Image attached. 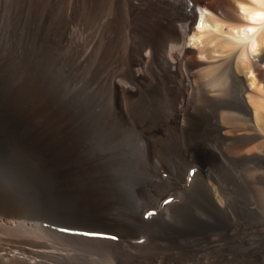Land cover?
<instances>
[{
  "label": "bare ground",
  "instance_id": "bare-ground-1",
  "mask_svg": "<svg viewBox=\"0 0 264 264\" xmlns=\"http://www.w3.org/2000/svg\"><path fill=\"white\" fill-rule=\"evenodd\" d=\"M130 1L132 3L134 15L146 12L151 9L150 7L161 8L167 13V15L165 14L166 18H164L166 22L163 24L158 40L155 43L149 42L147 45H142L137 50L132 67V77L135 82L147 86V88L149 87L150 90L157 87L162 89L163 97L167 101L158 105L159 115H161L160 122L154 129H146L145 126L141 129V126L138 124L140 128L138 126L139 129L137 130L131 126V124L135 122L133 121V123L130 124L129 118L131 116L137 119L139 114L142 115L141 117H143V115L147 116V112L146 110L138 111L136 110V103L134 105L131 104V99L133 96L135 97L137 92V83L133 84L134 81L129 83L130 81L126 82L120 79V81L118 80L115 83L120 94V106L117 112H114V109V111L112 110L114 113L112 111V113L106 112L105 110L107 109L104 108V104L102 106L95 96L83 93V95H76L77 97L76 99L74 98L75 101L73 105H71L69 112H63L62 110V112L55 115L56 126L55 124L54 127L49 124L39 128L36 126L38 129H35L34 126V130L30 132L27 131V134H22L21 129L23 124H15V118L12 116L13 114L10 115L7 108L0 102V264H91L89 261L93 257L92 253H96V251L99 250L95 251L88 249L89 247H79L78 245L76 246L74 242L68 244L69 246L64 243L68 248L61 251L56 246V241L60 239L59 237L58 240L55 239L56 241L50 239V235L48 237L44 235L43 227L37 224L38 220L37 223H34L27 219L31 220L38 217V219L44 218L62 222V220L72 221L78 217L79 219L82 218L87 221L86 225L92 226V228L104 227L120 233H131L132 236V233H136L138 229L127 223L125 221L127 218L124 220L123 217L135 215L138 213L140 207H144L145 205H148L146 209L147 213L151 209L163 208L169 202L172 193L169 195L168 189L166 191L169 185L167 186L166 184L167 187L164 188V185L162 186L155 181L151 162L154 156L161 153L164 154L165 152L177 160L179 167L184 165V169V167L188 165L190 160V158H188L190 154L188 153L191 147L181 143L178 127L185 113L192 112L191 110L195 109V105H197L195 97L197 94V86L200 84L196 86V79L194 76L196 72L201 73V78L205 86V90L202 91H205L204 94L206 97L205 100L203 99V106H199L200 108L198 111L196 112L195 110L196 113L192 112L194 113V123L190 122V124H193V129L190 128L192 129L193 135L192 144L199 150L200 157L204 163L209 165L210 170H212L213 174L215 173V176L216 174L218 175L219 180L228 182L235 176L234 174L232 176L230 167L231 161L234 163L232 159L236 160L237 158L244 159L248 157L264 158V15H260L264 14V0ZM156 15L158 14L156 13ZM249 29H254V31L250 32L248 31ZM108 43L109 41L107 44ZM26 52L27 51H25V53ZM39 52L40 51H38V53ZM46 54L48 53L46 52ZM154 57L157 58L156 61H158L162 67V73L160 75L158 74L159 76L151 75L152 73L150 74L148 68L151 59H154ZM36 59L35 57L34 62H36ZM32 65L34 64L31 63V66ZM44 65L42 70H46L47 73V68L50 64L46 65L47 68H45ZM5 67L6 72H2L4 75L6 73L8 74L9 69H11H8L7 66ZM20 68H23V65ZM18 71L21 73V70ZM11 72L9 75L14 73V71ZM11 81L9 82L11 83ZM12 83L17 85V80L15 79V82L12 81ZM58 84L60 86L62 83ZM10 86L11 85H9V87ZM3 87L5 86L3 85ZM11 87H13V85ZM20 87L22 92V97L20 98H22L21 100L23 102L22 117H24V123V121L26 122L30 119L26 120V112H33L31 103H34V101L32 98H35V96L38 97V94L43 95V92L46 90V85L43 83V79L41 77L39 78L38 74H35L34 77L25 79V81L23 80ZM62 87L63 86H61V89ZM6 91H8L7 88ZM64 92H66V90ZM6 93L10 94V92ZM12 93L13 92H11V95ZM12 96H14V94ZM10 97L9 95L7 98ZM14 97H16V95ZM7 98L5 95V99ZM6 101L7 100H5V102ZM45 103L47 105L50 101ZM67 103L66 101L65 104ZM55 104H58L57 107L59 106V102L56 103L55 101ZM200 104L201 103H199V105ZM46 105L44 104L42 107ZM37 106L40 108V102ZM27 107L29 111H26ZM50 107L53 108V106ZM108 107L111 106H107V108ZM59 108L61 109L62 106ZM9 111L11 110L9 109ZM36 114L37 113L34 115ZM40 114L42 115L43 113ZM242 114L247 115L252 122L250 129L244 128L245 126L242 127L243 123L242 126L240 125L241 122L238 123L237 120ZM216 117H218V124L220 125V131L217 133L211 127V125L216 124H211V122H213L212 119H216ZM37 119H40V117ZM62 120L69 121L68 125L66 124L67 126L65 125L64 127L57 126ZM36 123L37 121H35V124ZM135 123H137V121ZM187 123L185 124L187 125ZM246 129L251 130L252 134L250 135L243 132L246 131ZM249 130H247V132ZM251 131L249 132L251 133ZM189 133H191V131ZM182 134H184V131ZM184 137L185 136H183V138ZM194 146H192V148ZM39 148L46 150V152L53 153L51 159L53 164L68 168V170L59 175L61 179L58 180V182L54 183L55 181L53 180L54 182L51 184L46 178L45 172L41 167V161H38L37 151ZM164 156L166 155L164 154ZM194 160L196 161V159ZM84 162L86 165H84ZM50 164L47 167L49 169H51ZM80 166L82 168H79ZM238 166L239 165H237V167ZM235 180L237 181L238 178ZM180 182L188 183V177L184 175ZM247 186L249 185L247 184ZM244 187L245 186L242 188L244 189ZM238 192L240 191L238 190ZM216 194L218 193L216 192ZM224 197L221 199H224ZM228 197L229 196H227L226 199ZM226 201H228V199ZM205 202L206 201H204V203ZM208 206L209 205H207V207ZM174 208L176 209L174 215H166L152 221L156 230L163 231L169 235H174L176 233L178 235L179 233L180 235L191 236L198 232L200 233L201 228L205 230V228L210 227L203 222L204 220H201L197 207H188L187 204H184L182 206H172V209ZM109 209L110 211H108ZM112 210H114L116 215ZM154 212L156 211L150 213ZM232 212L231 214H233ZM141 225L143 226V224ZM227 226L229 227L228 223ZM81 227L80 229L82 230L83 228ZM212 229L215 230L214 227ZM45 232L47 233L48 231ZM213 232L212 234H217ZM114 233L116 234V232ZM62 234L63 233H61V235ZM64 241L68 240L65 239ZM178 242H180L179 239ZM59 243L63 244L61 241ZM218 243L217 245L215 243V245L208 246L206 251H215V249L220 247ZM125 244H127L126 240ZM132 244L131 242V245ZM196 245L197 244H186L182 251L178 250V252L185 254L184 257L181 256V254L176 257L177 253L175 255L171 253L172 251H165L162 255L137 252L138 254H130L129 258L125 253V248L123 249L119 247V245L113 246V248L105 247L111 251L100 253L101 258L98 260L97 264H172V262L173 264H203L205 259H201L202 249L200 247L202 245L199 247ZM181 246L183 247L184 245ZM246 249L245 251H247ZM221 250L223 251V248ZM209 257L211 258V256ZM227 257L229 258V256ZM185 260H189V262L185 263Z\"/></svg>",
  "mask_w": 264,
  "mask_h": 264
},
{
  "label": "rangeland",
  "instance_id": "rangeland-1",
  "mask_svg": "<svg viewBox=\"0 0 264 264\" xmlns=\"http://www.w3.org/2000/svg\"><path fill=\"white\" fill-rule=\"evenodd\" d=\"M150 8L151 9H149L146 12H143V13L138 14V15H134V11L132 10V3L130 0H0V75H1L0 76V87H1L0 88V96H1L0 102L3 106H5V108H7L8 113H10V115L13 114L12 116L15 118V120H14L15 124H17V125L23 124V127L21 129L22 134H25V133L27 134V131L30 132L31 130H34L33 129L34 126H35V129H38L39 127L47 125V124L53 125V127L55 124V126H56L57 123L55 122L56 121L55 115L62 112V110H63V112H67V111L69 112L71 109V105H73L76 97L80 94L83 95V93L95 96V98L98 99V101L101 103L102 106L104 104V108L107 109V110H105L106 112L112 113L114 110H115L114 112H117V110L120 106L119 105L120 94L118 92V89H117L115 83L119 79L124 80L126 82L130 81L129 83H132V81H134V78L132 77V67H133V59L135 57L137 50L142 45H147L149 42L155 43L158 40L159 35L161 34L160 32H161V29L163 27V24H165V22H166V19H164V18H166L165 14L167 15L165 10H163L161 8H157V7H150ZM153 12H155V13H153ZM156 13L159 16L156 15ZM150 14H151V16H150ZM37 17H39V18H37ZM148 18H150V19H148ZM115 27H117V28H115ZM113 28H115V29H113ZM27 30H29V31H27ZM108 41H109V43L107 44ZM105 42H106V44H105ZM27 45L30 48H28ZM26 48H27V50H26ZM25 51H27V52L25 53ZM38 51H40V52L38 53ZM45 51L48 54H46ZM29 52H32V53H29ZM41 54H43V55H41ZM38 56H39V58H38ZM35 57L38 59V60L36 59V62H34ZM156 59L157 58H155V57H154V59L152 58L150 63H149L150 66L148 65L150 74L152 73L151 75H153V76H159L162 73V67L159 64V62L156 61ZM7 60H8V63H7ZM19 63H20V66H19ZM21 63H24V64H21ZM31 63L34 65L31 66ZM43 63L44 64L46 63V64L44 65ZM16 64H18V65H16ZM49 64H50V66H48V68H47L46 65H49ZM22 65H23V68H20V67H22ZM43 65L45 68H47V70L49 71V72L47 71V73L50 75H48L46 73V70H44V69L42 70ZM5 66H7L8 69L11 68V69H9V73L12 70L14 71V73L10 74V75H9V73L8 74L6 73L8 76L6 74L4 75V73L6 72ZM36 66H37V68H36ZM31 67H32V69H31ZM51 67L54 69H52ZM18 70H21V73ZM2 72H4V73H2ZM35 74H38L39 78L41 77L43 79V83L46 85V90L43 92L44 93L43 95L38 94L37 95L38 97L35 96V98L34 97L32 98L34 101V103H33L31 100L32 110H33V112L34 111L35 112L33 113L32 111H29V108L27 107L28 109L26 108V111H29V112H26L27 117H28V118L26 117V120H28L29 118L30 119L26 122L24 121V123H23V118H24V117H22L23 116V114H22L23 102L21 100L22 98H20V97H22V92L20 90V88H21L20 86H21L23 80L25 81V79L32 78V77H34ZM196 74H194L195 79H196L195 80L196 86L199 84L200 85L197 86V92H196L197 94L195 97V101H196L197 105H195V109L191 110L194 113H196L198 111V109L203 106V103H204L203 101L205 100V97H206L204 94L205 91L204 92L202 91V90H205V86H204V82L201 78V73L196 72ZM13 75H14V77H13ZM15 79L17 80V85L15 83H12V81L15 82ZM197 79H198V82H197ZM58 80H59V82H58ZM9 81H11V83ZM58 83H62V84H60V86H59ZM135 83H137V82L134 81L133 84H135ZM3 85L5 87H3ZM9 85H11V86L13 85V87H11V86L9 87ZM139 85H140V88H139ZM14 86L17 87L18 89L15 88ZM57 86H58V89L60 88L59 91L57 89ZM61 86H63L62 89H61ZM136 86H138L136 89V91L138 93L136 92L135 97L134 96L132 97V99H131L132 103L131 104L134 105L136 103V107H137L136 110H138V111L146 110L147 113L146 112L145 113L147 114V116L143 115V117H141L142 115L139 114L138 115L139 119L138 118L136 119L134 116H131L130 117L131 119L129 118V122L131 124V123H133V121H135V122L137 121V123L134 122L136 125L134 123L131 124V126L133 128H136L137 130L140 128V126H141V129H143L144 126L146 129H154L158 126V124L160 122V118H161V115H159V111H158L159 110L158 105L165 103L167 100L163 97L162 89H160V87H157L153 90H150L149 87L147 88V86H144V85L139 84V83H137ZM6 88L8 89V91H6ZM1 89H3V90H1ZM15 89H17V90H15ZM13 90H15V91H13ZM63 90L64 91L66 90V92L69 94V96ZM116 91H117V94H116ZM6 92H10V94L9 93L7 94ZM11 92H13L12 95L14 94V96L16 95V97L12 96ZM48 93H50V94H48ZM108 93H110V94H108ZM102 94H103V96H102ZM158 94H160V95H158ZM5 95H6V98L9 95L11 97L5 99ZM55 95H56V97H55ZM57 95H58V97H57ZM49 96H51L52 98L54 97L53 98L54 100ZM100 97H101V99H100ZM200 97H202V98H200ZM138 98H139V100H138ZM5 100H7V101L5 102ZM61 100H63V101H61ZM65 100L68 102L67 104H65L66 103ZM198 100H200V101H198ZM13 101H14V103H13ZM38 101L40 102V108L42 107V105H44V104L46 105L45 102L50 101V103H48L45 107H42L40 110L39 106H37L39 104ZM55 101H56V103L59 102L58 107H57L58 104H55ZM15 102H16V106H15ZM20 103H21V106H20ZM63 103H64V105H63ZM199 103H201V104L199 105ZM34 104H36V105H34ZM31 105H30V110H31ZM48 105L53 106L54 109ZM60 105L62 106L61 109L59 108V107H61ZM13 106H14V108H13ZM18 106H19V108H18ZM107 106H111V107H108L109 108L108 109ZM9 109L11 111H9ZM42 109H43V111H42ZM195 110H196V112H195ZM45 111L47 112V114ZM192 112H189V113L186 112L185 113V116L183 117V120L179 124V127H178V133H179L181 143L185 146L191 147L189 150V153H188V154H190V155H188L189 156L188 158H190L188 165L185 166L184 169H183L184 165H181L179 167V163L177 162V160L175 158H173V156H171L168 153L166 154L165 152H164V154L166 156H164V154H162V153L157 154L156 156H154V158L151 162V166L153 165V167H152L153 171L152 172L154 174L155 181L162 186L164 185V188L169 185L166 188V191L168 189L169 195L172 193L170 195L171 198H170L169 202L163 208L161 207L160 209H151L148 213L156 211L152 215H147L148 213L146 212V209H147L148 205L147 206L145 205L144 207L143 206L140 207V209L138 210L139 214L136 213L135 215H132L129 217H123L124 220L127 218L125 220L127 223L133 225V227H136L138 229V230H136V233L138 235L135 232H133L132 236H131V233L130 234L120 233V232L115 231L113 229H108V228H104V227L92 228V226L86 225L87 221H85L82 218L79 219L78 217H77V219L75 218L72 220L74 222L63 221V220H62V222L61 221L57 222V221H52V220L44 219V218L38 219V217L37 218L35 217L34 219H31V220L30 219H27V220L30 222L32 221L34 223H37V220H38L37 224L40 225L41 227H43L44 235H46L47 237L50 235L49 236L50 239L58 240L60 238L58 241H56V240L55 241H56L57 248H59L61 251L65 248H68L66 245H68L70 243H74V242H75L74 244L76 246L78 245L79 247H86V248L89 247L88 249L95 250V251L99 249L98 251H96V253H92L93 257L89 261L91 264H95V263L97 264L98 260L101 258L102 253L111 251L107 248H113V246H117V245H119V247H122L123 249L125 248V253L130 258V254L131 255L132 254H138L139 252H143L144 254L162 255L165 251L166 252L172 251L171 253H173L175 255L177 253L176 257H178V255H180V254H181V256L184 257L185 254L178 252V250L182 251V249H184L186 244H194V245L197 244L196 246H198V247L202 245L200 247L202 249L201 259L202 260L208 259L206 261L204 260L203 264H217V263L218 264H224V263L225 264H264V205H263L264 204V158H260V159H259V157L258 158L257 157H252V158L250 157L249 158L248 157V158H244V159L243 158H241V159L237 158L236 159L237 161L235 159H232V160H234V163H233V161H231L230 167H231V171H232V176H233V174L235 176H233V179L231 181H228V182L224 181L225 183L223 181L219 180L218 175L216 174V176H215L214 175L215 173L213 174L212 170H210L209 165H206L204 163V161L202 160V158L200 157L201 155L199 154V150L196 149L194 144H192L193 143V135H192L193 124H190V122L194 123V116H193L194 113H192ZM35 113H37L36 115H38V116L34 115ZM38 113L39 114L43 113L42 115H44V116H42L41 114L39 115ZM15 114H17V115H15ZM39 117H40V119H37ZM41 119H43V120H41ZM40 120H41V122H40ZM35 121H37V123H36L37 125L35 124ZM42 121H43V124H42ZM63 121H65V122H63ZM143 121H144V123H143ZM212 121L213 122H211V124L212 123L213 124L216 123V124L211 125V127L213 128V130L216 133L219 132L220 131V125L218 124V117H216V119L215 118L212 119ZM237 121H238V123L241 122L240 123L241 126L243 123L242 127L245 126L244 128L250 129V127L252 125V122L250 121V119L247 115H243V114L240 115V118ZM68 123H69V121L62 120V122L60 124H58L57 126L64 127L66 124L68 125ZM185 123H187V125ZM216 125H217V127H216ZM138 126H139V128H138ZM249 129H246V131H243V132H246V133L251 135L252 131ZM247 130L251 131V133L249 131L247 132ZM183 131H184V134H182ZM190 131H191V133H189ZM188 133H189V135H188ZM183 136H185V137L183 138ZM192 146H194V147L192 148ZM38 151H40V152H38ZM38 151H37L38 161H41V167H42L43 171L45 172L46 178L50 181L51 184H53L54 181H55L54 183L58 182V180L61 179V177L59 175L64 173L66 170H68V168L60 167L56 164H53L52 160H51L52 156H53L52 152H46V150L40 149V148L38 149ZM195 151H196L197 155L195 154ZM45 156H47V157H45ZM194 159H196V161ZM247 159H248V161H247ZM249 161H251V162H249ZM49 164L51 166V169L47 168ZM232 164H233V166H232ZM84 165H86L85 162H84ZM237 165H239V166L237 167ZM58 167H59V169H58ZM79 168H82V167L80 166ZM237 168H239V169H237ZM49 171H50V173H49ZM80 171H81V169H80ZM183 174L185 175V177H188V183L180 182L181 179L184 177ZM238 174H240V175H238ZM207 175H209V176H207ZM236 175H237V177H236ZM234 178L235 179L238 178V180H237L238 182ZM208 179H209V181H208ZM164 180H165V182H164ZM234 180H235V182H234ZM244 181H245V183H244ZM220 182H221V184H220ZM229 182H230V184H229ZM232 182H234V183H232ZM247 182H249V183H247ZM246 183L250 187L247 186ZM166 184H167V186H166ZM212 184H214V185H212ZM227 184H229V185H227ZM225 185L227 186V188ZM243 186H245L244 189L242 188ZM213 188H214V191H213ZM219 188L223 189V190H220ZM237 189L240 192H238ZM244 190H245V193H244ZM166 191H165V193H166ZM222 191H225V192H222ZM246 191H247V194H246ZM216 192L219 195L216 194ZM242 195H243V197H242ZM222 196L223 197L225 196L224 199H221V198H223ZM227 196H229L227 198L228 201H226ZM216 197H218V198H216ZM241 197H242V200L240 201ZM193 198H194V201H193ZM206 199H208V200H206ZM204 201H206V202L204 203ZM244 201L247 204H245ZM184 204H187L188 207L189 206L190 207H193V206L197 207L199 209V214H200L201 220H204L203 222L206 223L207 225H209L210 227L205 228V230H203L204 228L203 229L201 228L202 230L200 229V233L198 232L195 235L193 234L191 236L190 235L184 236L183 234L180 235L179 233H178V235H177V233L174 235H169L167 233H164L163 231L156 230V227L153 225V222H152L153 220L158 219V218H162L166 215H174L176 209L175 208L172 209V206H182ZM205 204H206V206H205ZM207 205H209V206L207 207ZM250 206L252 207V209ZM254 208H255V210H254ZM230 209H232V210H230ZM248 209H249V211H248ZM108 211H110V209ZM112 211L114 212V210H112ZM203 212H205V213H203ZM221 212H222V214H221ZM231 212L233 214L234 213L235 214L233 215V214H231ZM244 213L246 215L247 214L248 215L246 216ZM114 214H115V212H114ZM251 215H252V217H251ZM205 216H206V218H205ZM135 220H136V222H135ZM213 221L214 222L216 221V222L214 223ZM221 221H222V223H221ZM63 222H64V224H63ZM50 223H51V225H50ZM227 223L229 224V227L227 226ZM56 224H58V225H56ZM141 224H143V226ZM82 225H84V226H82ZM80 227L83 228L84 230L83 229L81 230ZM213 227L215 228V230L212 229ZM86 228H88V229H86ZM92 229H93V231H92ZM219 229L221 232L220 231L218 232ZM54 230H55V232H54ZM45 231H48L47 232L48 234ZM85 231L101 232V233L107 234L108 236H104V237L95 236L92 234H86V233H84ZM201 231H202V233L203 232L204 233L202 234ZM114 232H116V234ZM212 232L217 233V234H212ZM61 233H63V234L61 235ZM53 234L56 236H54ZM118 234H119V236H118ZM199 234H201V235H199ZM59 235H61V236H59ZM204 235H206V236H204ZM213 235H216V236H213ZM168 236H170V237H168ZM173 236H175V237H173ZM81 237H83V238H81ZM129 237H132V238H129ZM203 238H205V239H203ZM65 239L68 241H64ZM178 239L180 242H178ZM76 240H78V241H76ZM125 240H126L127 244H125ZM171 240H173V241H171ZM60 241L63 244L66 243V245L60 244L59 243ZM250 241H251V243H250ZM131 242L133 243L132 245H131ZM247 242L249 243V245ZM209 243H211V244H209ZM215 243H216V245L218 243V245L220 247L215 249V251L207 252L206 250L208 249V246L215 245ZM90 244H92V245H90ZM99 244L102 248L99 246ZM181 245H184V246L182 247ZM176 246H177V249H176ZM105 247H107V248H105ZM222 248H223V251L221 250ZM244 248L245 249L247 248L246 249L247 251H245ZM169 249H170V251H169ZM156 250H157V252H156ZM219 250H220V252H219ZM218 252L221 254H219ZM206 254L211 256V258ZM230 255H231V257H230ZM227 256H229V258ZM225 258L226 259L228 258V259L226 260ZM224 260H226V261H224ZM184 262L187 263V262H189V260H185ZM172 264H173V262H172Z\"/></svg>",
  "mask_w": 264,
  "mask_h": 264
},
{
  "label": "snow or ice",
  "instance_id": "snow-or-ice-1",
  "mask_svg": "<svg viewBox=\"0 0 264 264\" xmlns=\"http://www.w3.org/2000/svg\"><path fill=\"white\" fill-rule=\"evenodd\" d=\"M260 15H264V14H260ZM248 31H254V29H249ZM153 213H148L147 215H152Z\"/></svg>",
  "mask_w": 264,
  "mask_h": 264
}]
</instances>
